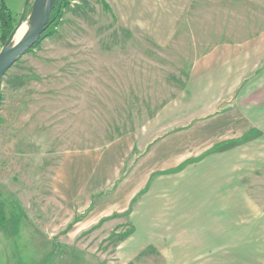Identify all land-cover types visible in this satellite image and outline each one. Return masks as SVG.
<instances>
[{"label":"rangeland","instance_id":"obj_1","mask_svg":"<svg viewBox=\"0 0 264 264\" xmlns=\"http://www.w3.org/2000/svg\"><path fill=\"white\" fill-rule=\"evenodd\" d=\"M26 1L7 0L18 22L31 8L32 0L25 9ZM104 3L110 5L72 0L58 31L24 54L0 83V264L159 262L154 247L130 261L132 245L118 250L132 235L119 234L132 229L127 217L82 230V218L89 226L97 216L88 210L90 191L92 196L104 191L93 201L111 200L116 180L105 188L89 181L73 193L66 164L136 136L143 150L141 134L149 128L153 133L159 125L183 123L195 107L207 104L210 96L179 97L193 61L207 47L189 31L158 48L122 28ZM172 102L173 110L150 127ZM96 172L97 167L90 177ZM247 264H264V257Z\"/></svg>","mask_w":264,"mask_h":264},{"label":"crops","instance_id":"obj_2","mask_svg":"<svg viewBox=\"0 0 264 264\" xmlns=\"http://www.w3.org/2000/svg\"><path fill=\"white\" fill-rule=\"evenodd\" d=\"M109 3L122 28L158 48L193 32L207 49L193 61L179 97L210 100L183 123L144 131L145 150L136 136L66 164L73 193L89 181L105 188L116 180L111 200L93 201L90 191L88 210L97 216L89 226L78 220L86 224L82 230L127 217L133 232L118 250L132 245L129 261L148 247L156 248L154 264H163L161 256L164 264H247L264 257V0Z\"/></svg>","mask_w":264,"mask_h":264},{"label":"water","instance_id":"obj_3","mask_svg":"<svg viewBox=\"0 0 264 264\" xmlns=\"http://www.w3.org/2000/svg\"><path fill=\"white\" fill-rule=\"evenodd\" d=\"M56 0H33L28 18L13 29L5 46L0 50V83L14 64L40 39L51 20ZM28 23L26 33L20 32ZM16 35L19 39L13 43Z\"/></svg>","mask_w":264,"mask_h":264},{"label":"trees","instance_id":"obj_4","mask_svg":"<svg viewBox=\"0 0 264 264\" xmlns=\"http://www.w3.org/2000/svg\"><path fill=\"white\" fill-rule=\"evenodd\" d=\"M29 4H31V0H28ZM72 0H56L51 20L48 24V27L44 34L40 37V39L27 51H32L35 47H37L44 39H46L48 36L54 35L58 31V26L62 22L63 15L65 13V10L71 5ZM33 4V0H32ZM31 4V6H32ZM104 7L109 9V5L104 3ZM28 13L23 14L22 19L26 20L28 18V14L30 12V9L27 11ZM14 13L11 11L9 6L7 5V0H0V40L2 41L3 45H5L10 37L11 32L13 29L18 25L20 22L17 21ZM21 19V20H22ZM0 97H1V84H0ZM219 149H214L217 151ZM184 165H181L177 168V170H180L183 168ZM114 187L111 188L113 190ZM110 190V191H111ZM104 191L97 193L101 194ZM95 194V195H97ZM95 195H93L95 197ZM103 196V195H102ZM1 213L3 214V217H6V214L4 210L2 209ZM73 224V223H70ZM133 230L129 229L125 231L124 233H119L120 236H124L128 234H132Z\"/></svg>","mask_w":264,"mask_h":264},{"label":"bare ground","instance_id":"obj_5","mask_svg":"<svg viewBox=\"0 0 264 264\" xmlns=\"http://www.w3.org/2000/svg\"><path fill=\"white\" fill-rule=\"evenodd\" d=\"M27 30H28V23H25V24L22 26V28L20 29V32H22V33H26ZM17 39H19V36H18V35H16L15 39L13 40V43H15Z\"/></svg>","mask_w":264,"mask_h":264}]
</instances>
